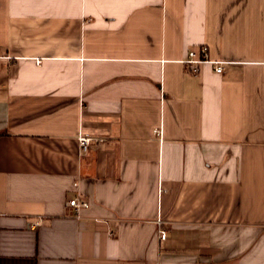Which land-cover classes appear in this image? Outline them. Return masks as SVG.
<instances>
[{
  "label": "crops",
  "instance_id": "crops-1",
  "mask_svg": "<svg viewBox=\"0 0 264 264\" xmlns=\"http://www.w3.org/2000/svg\"><path fill=\"white\" fill-rule=\"evenodd\" d=\"M0 55V264H264V0H0Z\"/></svg>",
  "mask_w": 264,
  "mask_h": 264
},
{
  "label": "built area",
  "instance_id": "built-area-1",
  "mask_svg": "<svg viewBox=\"0 0 264 264\" xmlns=\"http://www.w3.org/2000/svg\"><path fill=\"white\" fill-rule=\"evenodd\" d=\"M6 59L10 60L11 58L8 56H1L0 55V61ZM40 63V62H39ZM183 64L187 66V70L191 73H198L199 72V66L202 64H211L215 66V72L218 74H222L224 72L223 62L221 61H214L209 58L208 55V49L206 47L201 49V55L198 56V54L194 51L189 52L188 58L184 60ZM92 139L87 138L85 136H79V144L82 149H87L91 143ZM68 207L72 208L75 214V217L80 218L81 213L84 209L89 208V203L82 200L80 197H76L74 199H71L68 202ZM39 223H36L34 227H37ZM159 234L161 239H166V231L159 230Z\"/></svg>",
  "mask_w": 264,
  "mask_h": 264
}]
</instances>
